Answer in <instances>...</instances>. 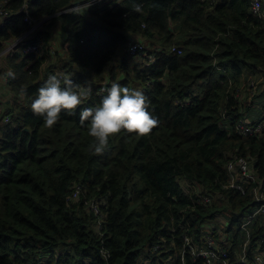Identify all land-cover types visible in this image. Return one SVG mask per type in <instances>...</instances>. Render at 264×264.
<instances>
[{
  "label": "trees",
  "instance_id": "1",
  "mask_svg": "<svg viewBox=\"0 0 264 264\" xmlns=\"http://www.w3.org/2000/svg\"><path fill=\"white\" fill-rule=\"evenodd\" d=\"M84 2L29 3L31 18L52 17L25 42L38 52L1 59L0 264H201L185 238L197 242L218 215L230 220L228 251L240 252L241 217L254 199L226 187L227 166L254 158L264 179V134L237 132L240 120L258 117L250 109L264 85V19L252 0H106L71 10ZM26 3L0 0L8 13L0 53L31 28L20 12ZM136 41L154 63L129 52ZM50 74L91 89L52 129L30 107ZM113 82L141 90L157 123L94 154L80 109L98 106ZM198 188L211 206L198 203ZM93 201L105 204L102 236ZM263 235L264 227L252 232V249Z\"/></svg>",
  "mask_w": 264,
  "mask_h": 264
},
{
  "label": "built area",
  "instance_id": "2",
  "mask_svg": "<svg viewBox=\"0 0 264 264\" xmlns=\"http://www.w3.org/2000/svg\"><path fill=\"white\" fill-rule=\"evenodd\" d=\"M35 0H27V3L21 9V12L26 14L25 22L32 25L20 38L7 44V47L3 52L0 53V61L8 55L15 54H33L37 53L38 48L34 45H26L25 42L30 40L31 35L40 27L42 24L50 20L45 18L40 22H36L28 14V4ZM105 0H85V7H75L71 10L85 9L90 6L101 3ZM213 1V0H211ZM251 11L255 16L262 17L264 19V0H252ZM8 15L0 6V18H5ZM145 51V47L139 41L134 42L129 48L131 54H136ZM143 57L148 63H154L153 57L149 56L147 52L142 53ZM60 78V76H59ZM90 89V88H88ZM106 90L102 88L100 94ZM91 92V89H90ZM8 122V119L6 120ZM237 132L241 137L245 139L252 137H262L264 134V118L256 120L255 122L248 121L245 119L240 120L237 123ZM228 182L226 187L235 190L237 193L246 195L249 190L252 192L254 204L250 206L241 217L240 230L246 235L247 241L241 246V251H237L236 248L232 247V254L228 248L231 244L228 242V235L225 230L227 229L230 220L225 215H218L217 218L210 219L207 221L201 229L200 237L197 242H194L193 238H185L186 248L189 249L193 262L202 260L201 264H264V235L255 242V248H251L252 232L264 227V179L260 178L259 173L255 169L254 158H240L231 161L227 166ZM81 187L77 186L73 195V200L79 199ZM200 189H197L198 203L203 206H211L213 203L212 196L201 195ZM223 200V198H220ZM105 204L93 201L90 203V211L95 214L97 221L93 226V230L96 234L102 236V225L104 224L105 216L100 213V209ZM233 246V245H232ZM160 250V246L156 248ZM236 255L234 260L232 255ZM100 255L105 259H110V252L103 248L100 251Z\"/></svg>",
  "mask_w": 264,
  "mask_h": 264
},
{
  "label": "clouds",
  "instance_id": "3",
  "mask_svg": "<svg viewBox=\"0 0 264 264\" xmlns=\"http://www.w3.org/2000/svg\"><path fill=\"white\" fill-rule=\"evenodd\" d=\"M77 7H85V4ZM7 75L14 79L11 72ZM106 91L98 106L80 109L81 124L88 122V135L92 138L89 147L94 154L104 153L118 134L147 135L157 123L148 111V101L141 90L113 82ZM89 93L90 89L74 86L67 77L61 80L57 75L50 74L38 89L30 107L43 119L45 126L52 129L60 121L62 113L75 115Z\"/></svg>",
  "mask_w": 264,
  "mask_h": 264
},
{
  "label": "rangeland",
  "instance_id": "4",
  "mask_svg": "<svg viewBox=\"0 0 264 264\" xmlns=\"http://www.w3.org/2000/svg\"><path fill=\"white\" fill-rule=\"evenodd\" d=\"M0 67H3V63L1 61H0ZM262 83L263 82H261L258 88L255 89L254 91V94L258 95V98L256 102L253 104L252 106L253 108L250 109V113L254 114V116H258V117H254L255 120H257V118L259 119L262 118L261 109H263V106H264V98H260V95L264 92V85ZM0 91L1 93L5 91V85L1 78H0Z\"/></svg>",
  "mask_w": 264,
  "mask_h": 264
},
{
  "label": "bare ground",
  "instance_id": "5",
  "mask_svg": "<svg viewBox=\"0 0 264 264\" xmlns=\"http://www.w3.org/2000/svg\"><path fill=\"white\" fill-rule=\"evenodd\" d=\"M105 1H106V0H105ZM103 2H104V1H103ZM0 6H2V5H0ZM20 12H21V11H20ZM21 13H24V12H21ZM24 14H25V13H24ZM25 15H26V14H25ZM49 18L51 19L52 17H49ZM4 19H5V18H0V20H1L2 22L4 21ZM32 19H33V18H32ZM34 20H35V19H34ZM41 20H43V19H41ZM41 20H35V21L38 23V22H40ZM47 22H48V21H47ZM47 22H46V23H47ZM42 25H43V24H42ZM41 27H42V26H40L37 30H39ZM31 28H32V25H31ZM31 28H30V29H31ZM37 30H36V31H37ZM6 47H7V45L5 46V48H6ZM36 47H37V46H36ZM37 48H38V47H37ZM37 52H38V51H37ZM33 54H34V53H33ZM142 57H143V55H142ZM143 58L145 59V57H143ZM60 78H61V77H60ZM100 91H101V90H100Z\"/></svg>",
  "mask_w": 264,
  "mask_h": 264
},
{
  "label": "crops",
  "instance_id": "6",
  "mask_svg": "<svg viewBox=\"0 0 264 264\" xmlns=\"http://www.w3.org/2000/svg\"><path fill=\"white\" fill-rule=\"evenodd\" d=\"M2 21L0 20V26L2 25ZM62 42V39L61 40H59V43H61Z\"/></svg>",
  "mask_w": 264,
  "mask_h": 264
}]
</instances>
